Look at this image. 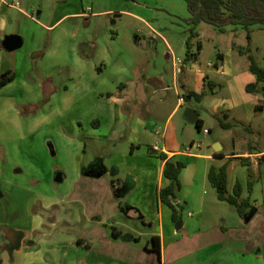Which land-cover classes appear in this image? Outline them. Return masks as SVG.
I'll use <instances>...</instances> for the list:
<instances>
[{"label": "crops", "instance_id": "1", "mask_svg": "<svg viewBox=\"0 0 264 264\" xmlns=\"http://www.w3.org/2000/svg\"><path fill=\"white\" fill-rule=\"evenodd\" d=\"M51 1L0 0V75L14 73V78L0 87L1 264L14 256L26 258L27 252L40 244L42 231L48 227L38 211L42 203L44 211L53 210L50 227L70 226L66 235L73 252L78 248L96 252L107 264H225L231 261L232 252L259 250L264 243V186L259 190L256 185L264 171L257 169L254 160L264 149L258 150L246 134L232 130L234 126L247 127L242 119L246 107L264 102V85L261 93L245 91L246 85L256 81L248 70L247 55L239 52L247 41H212L222 60L204 66L199 60L204 48L202 34L208 37L216 31L203 23L190 41V51L196 56L186 60L188 37L184 48L175 51L171 42L138 14L112 13L99 5L96 10L94 0H54L62 9L57 11L49 6ZM111 14H127L141 21L152 31L151 42L155 43L157 36L163 46L146 45L145 36L137 37L136 45L118 44L105 27L104 18ZM239 30L229 26L224 34ZM263 30L252 29L250 43L252 49H263L260 66L264 65V47L254 35ZM11 34L19 35L20 48L26 49L5 50L1 42ZM39 52L41 56L35 57ZM45 79L51 80L54 92L46 104L23 113V106L43 101ZM187 92H204V96L199 102L190 96L184 101ZM185 107L196 111L200 130L184 118ZM220 123L229 129H222ZM213 125L231 135L232 152L225 153L216 137L208 144ZM249 131L253 132L250 125ZM201 134L203 139L196 142ZM193 143L200 146L185 153ZM155 144L158 150L149 153ZM156 153L185 164L174 204L188 210L180 212L179 224L173 221L171 209L158 199L159 189L168 181L163 176L164 162ZM224 164L228 194L239 184L240 198L255 208L243 216L228 204L230 209L221 218L223 201L207 191H215L207 179L209 168ZM245 169L251 172L252 187L247 179L246 184L239 180ZM25 192L31 196L23 211L30 222L22 227L17 226V220L9 223L11 216H7L10 210L11 214L21 210L11 194ZM30 207L34 209L29 212ZM175 225H180L179 229ZM14 232L21 240L12 250ZM153 236L157 237L158 253L152 248ZM69 264L82 262L73 257Z\"/></svg>", "mask_w": 264, "mask_h": 264}, {"label": "rangeland", "instance_id": "2", "mask_svg": "<svg viewBox=\"0 0 264 264\" xmlns=\"http://www.w3.org/2000/svg\"><path fill=\"white\" fill-rule=\"evenodd\" d=\"M35 1L36 4H38L37 2L40 0ZM93 3H96V10L99 5L100 8L111 10L112 13L124 10L138 14L150 25L151 29L153 28L152 30H155L158 34H161L162 36L167 38L169 42H171V44L174 46L175 51L184 48L183 41L186 37L189 36V29L191 28V25L186 21L189 18V13L187 11L186 3L184 0H94ZM49 6L52 7V9L56 8L57 11L62 10L56 7L54 0L50 2ZM104 19L105 27L107 28L106 30H109L110 36L115 37L118 41V44L120 45H136V38L138 37L141 39L143 36H145V39L147 41L146 45L151 46L152 48L156 47L160 49L163 46L162 41L159 40L157 36H154L155 43H152L150 40V36H152L151 29L141 21L132 19L127 14L121 16L111 14ZM202 25H204V27H208L209 30L215 29L214 31H216L215 33L209 32L208 37L206 33L202 34L203 37L201 40L204 48L199 56V60L201 61V64H204V66L207 62L217 61V49H215L212 45V41L215 42L216 40L220 39L221 43L226 44H228L230 41H234L237 44H244L247 41L246 31L240 28L239 32L237 33L231 34L227 32L224 34L222 32H219L215 27L209 24L203 23ZM259 28L261 27L258 25L252 26V29L254 30ZM254 40H257L264 47V30L263 32H258L257 34H255ZM245 47H243L242 49H244ZM23 49L26 48L22 47L17 51H23ZM41 53L42 52H39V54ZM262 53V47H258L257 49L250 48L249 52L250 55L254 56L258 64L262 60ZM253 103L254 104L248 106V108L246 107V111L243 112L242 119L244 120L247 127L234 126L232 130H235L237 133L243 132L248 136V140H251L258 146V150H263L264 102L262 101L260 104L255 101ZM260 105H263V107H259ZM230 122L231 124L234 123L232 120ZM249 125L253 129V132L249 131ZM214 137L218 138L223 143L225 153H230L233 151L231 147V135L226 131L219 129L216 125L212 126L211 133L207 137V140L209 141L208 144H212ZM202 139L203 134L198 135L196 142H201ZM207 140L205 139L206 142ZM247 160L251 166V159L247 158ZM255 162L257 163V169H263L264 171V158L257 157L254 160V163ZM240 167L241 166H239L238 168ZM249 175H251V172L245 169L243 179L239 178V180H243V184H246L247 179L249 186L252 187V179L249 178ZM46 178L47 180L45 182L47 183L50 176L47 175ZM258 180L259 183L257 184L256 182V186H259L258 189L261 190L263 189L261 187L264 186V173H262L261 177ZM45 182V187L49 189L48 186H46L47 184ZM243 188L244 190L246 189L245 186ZM207 191L210 195H216L215 191L212 188H208ZM11 195L13 202L17 206L21 207V210H16V214H11L10 210L8 212L7 219L9 218V216H11V219H8V222L14 224L17 220V222L20 224L17 226H27L28 222H30L28 221L29 217L26 216L23 211H25L27 206L29 207L30 205V193L25 192L19 196L13 195L12 193ZM262 202H264V196ZM2 203L5 206L4 202ZM6 203L8 204V201ZM43 207V203L39 204L38 211L40 212L41 218L45 221V225H48V227H46L45 231H42V241H40V244L36 245L30 251H28L27 255L25 256L26 258H24L22 255L16 257L14 256L11 259H4V262L2 264H69L70 260L73 257H77L78 259H80L82 264H107L100 260L96 252L89 254L81 248H78L76 252H73L71 247L69 246V237L68 235H66L71 232L70 226L61 223L59 225H53L50 227L49 222H54V213H52L53 210L44 211ZM219 207V212L221 213L220 217L224 218V214H227L230 207L228 203L224 201L220 202ZM33 209L34 207L28 208L29 212ZM187 210L188 209L185 207L179 209L182 214H186ZM262 210H264V206ZM14 216H16V219H14ZM245 227L249 229L250 225H245ZM258 249L259 250L249 251V249L245 248L241 253H239L238 251L236 253L232 252L229 257L231 261L225 262V264H264V243L262 245H259Z\"/></svg>", "mask_w": 264, "mask_h": 264}, {"label": "trees", "instance_id": "3", "mask_svg": "<svg viewBox=\"0 0 264 264\" xmlns=\"http://www.w3.org/2000/svg\"><path fill=\"white\" fill-rule=\"evenodd\" d=\"M186 3L189 18L186 20L191 28L189 29V36L184 43L186 48V60H190L196 54H192L190 51V41L197 36L195 28L198 24L205 23L215 27L219 32L224 33L227 27H231L233 30L242 29L246 31L247 46L244 49H239V52L247 55L249 61L248 70L255 76L256 81L248 84L245 87L247 93L257 94L262 92L264 85V65L260 66L255 58L249 54L251 43V31L252 26L258 25L264 28V0H184ZM199 47V43H197ZM35 57L41 56V54H35ZM217 62L222 60L220 53H217ZM14 78L13 72H7L0 75V87ZM43 89V101L39 105L23 106L21 109L23 113L33 112L40 108L47 102L49 96L54 92V87L51 86V80L45 79L42 83ZM187 96L193 97L196 101H200L204 92L195 94L187 92V95L183 96L184 101H188ZM195 126L198 130L201 129V120L197 119ZM222 129H229V125L220 123ZM154 150H149V153H155ZM157 157L164 162L163 176L168 181V184L158 191V199L169 207L172 211L173 221L179 219L180 211L176 208L174 200L176 194L180 188L179 176L185 164L177 159H168L163 153H156ZM242 162L246 159L242 158ZM207 179L210 185L215 189L217 199L224 201L233 206L240 216H243L248 211H253L255 208L249 203L248 200L240 198L241 187L236 184L233 190V194L227 192V165L224 164L219 168H209ZM181 209V208H180ZM113 236L118 235L113 231ZM123 239L130 238L129 236H123ZM152 248L155 252H159V246L157 243V237H152ZM77 244L80 245L78 241Z\"/></svg>", "mask_w": 264, "mask_h": 264}, {"label": "water", "instance_id": "4", "mask_svg": "<svg viewBox=\"0 0 264 264\" xmlns=\"http://www.w3.org/2000/svg\"><path fill=\"white\" fill-rule=\"evenodd\" d=\"M1 46L9 52L15 51L22 46V38L19 35H14V34L7 35L3 38L2 42H1ZM183 116L187 120V122H189L191 124H195L197 121V113L191 107H185ZM213 149H214V151H217V149H215V148H213ZM251 216H252V213L249 214L247 217H245V221H249ZM176 224H179V220L176 221ZM179 226L180 225H175V228L179 229ZM11 237L12 238L10 241V247L13 250V249L19 247L21 235L17 232H14ZM0 264H1V260H0Z\"/></svg>", "mask_w": 264, "mask_h": 264}, {"label": "built area", "instance_id": "5", "mask_svg": "<svg viewBox=\"0 0 264 264\" xmlns=\"http://www.w3.org/2000/svg\"><path fill=\"white\" fill-rule=\"evenodd\" d=\"M208 66H213V65H212V63L209 62V63H208ZM219 73H220L221 75H224L223 70H219ZM203 132H204V133H208V130H207V129H204ZM158 134H159V133H158ZM199 146H200L199 143L189 144V145L185 148V153H187V154L192 153V150L198 148ZM152 148H153L154 151H157V150H158V148H157V144L153 145ZM260 157H261V158H264V153L261 154Z\"/></svg>", "mask_w": 264, "mask_h": 264}]
</instances>
